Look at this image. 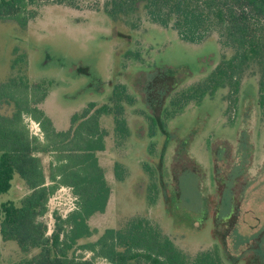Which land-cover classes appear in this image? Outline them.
Instances as JSON below:
<instances>
[{
    "label": "rangeland",
    "instance_id": "obj_1",
    "mask_svg": "<svg viewBox=\"0 0 264 264\" xmlns=\"http://www.w3.org/2000/svg\"><path fill=\"white\" fill-rule=\"evenodd\" d=\"M104 2L85 0L78 8L34 3L21 14L27 19L25 26L14 18L0 19V94L8 92L9 96L0 104V113L11 116L14 99L28 97L31 101L47 90L39 106L57 130H64L73 113L81 112L90 101L98 105L108 102L113 86L125 85L135 98L124 112L129 136L118 142L113 116L101 119L109 135L100 162L112 192L106 211L90 219L97 230L93 239L107 228H120L131 218L145 217L178 247L195 255L219 246L209 237L208 227L214 224L209 197L212 195L216 204L222 196V215L229 212L226 209L236 198L240 199L238 222L226 236L225 251L219 247L220 253L226 264H260L264 260V242H259L261 250L256 246V235L264 233V88L260 69L253 65L246 71L237 94L230 95L226 88L201 105L191 102L167 120L166 132L157 130L150 137L145 88L155 77L151 73L162 68L174 73L175 69L181 90L202 80L231 51L219 43L216 32L191 43L145 15L137 28L128 20L113 21L103 9ZM20 56L23 60L13 68V60ZM23 122L31 135L46 141L42 125L30 114H24ZM38 155L47 171L54 155ZM116 164L122 179L116 177ZM28 192L16 174L11 189L1 194L0 200L20 205ZM74 205L69 188L54 193L48 212L41 217L49 235L55 228V213L66 216ZM222 230L219 226L215 235H221ZM79 254L86 258L93 255L89 251ZM26 257L30 255L23 253L16 241L0 236V264H15ZM96 262L107 264L102 258Z\"/></svg>",
    "mask_w": 264,
    "mask_h": 264
},
{
    "label": "trees",
    "instance_id": "obj_2",
    "mask_svg": "<svg viewBox=\"0 0 264 264\" xmlns=\"http://www.w3.org/2000/svg\"><path fill=\"white\" fill-rule=\"evenodd\" d=\"M84 1L0 0V19L14 18L25 26L27 19L21 14L31 4L53 2L78 8ZM103 9L113 21L128 20L132 28H137L145 15L150 22L172 28L181 40L191 43L216 32L219 43L231 51L202 80L181 90L174 78L175 69H172L174 73L163 68L151 73L155 77L145 88L150 137L157 130L166 132L167 120L191 102L201 105L207 97L226 88L230 95L237 94L243 76L253 65L260 69V85L264 88V0H105ZM20 60H23L21 56L14 59L12 67ZM7 94H0V104L8 100ZM46 95L44 90L38 99H14L13 114L0 113V195L11 189L16 174L29 191L20 205L0 200V236L6 241H16L21 251L30 255L15 264H98L96 258L104 259L107 264H226L219 247L225 251L226 236L238 222L240 199L236 198L226 209L229 212L222 215V196L216 204L211 201L212 195L209 197L207 204L213 206L210 220L214 223L213 228L208 227L209 237L219 246L195 255L178 247L145 217L131 218L120 228H107L93 239L97 230L91 227L90 219L106 211L112 192L106 169L100 162L109 135L101 119L105 115L113 116L116 140L126 139L130 129L124 112L127 104H134L135 98L125 85L115 84L108 102L98 105L90 101L81 112L71 115L68 128L57 130L45 109L39 106ZM26 113L42 125L46 141L31 135L23 122ZM41 153L55 157L47 171L38 155ZM194 168L190 169L194 172ZM115 171L116 177L122 179L119 164ZM61 187L72 191L75 205L66 216L55 213V228L49 235L48 225L41 217L48 212L50 198ZM219 226L223 233L215 235ZM256 237L259 251L264 233ZM79 251L93 255L86 258Z\"/></svg>",
    "mask_w": 264,
    "mask_h": 264
},
{
    "label": "built area",
    "instance_id": "obj_3",
    "mask_svg": "<svg viewBox=\"0 0 264 264\" xmlns=\"http://www.w3.org/2000/svg\"><path fill=\"white\" fill-rule=\"evenodd\" d=\"M74 208V207H73Z\"/></svg>",
    "mask_w": 264,
    "mask_h": 264
}]
</instances>
